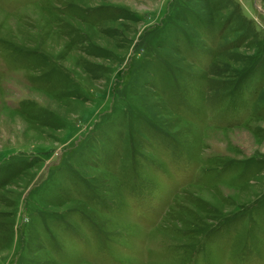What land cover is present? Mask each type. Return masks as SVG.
Instances as JSON below:
<instances>
[{
  "label": "rangeland",
  "instance_id": "rangeland-1",
  "mask_svg": "<svg viewBox=\"0 0 264 264\" xmlns=\"http://www.w3.org/2000/svg\"><path fill=\"white\" fill-rule=\"evenodd\" d=\"M0 264H264V0H0Z\"/></svg>",
  "mask_w": 264,
  "mask_h": 264
}]
</instances>
